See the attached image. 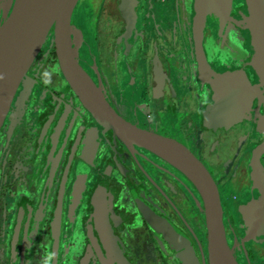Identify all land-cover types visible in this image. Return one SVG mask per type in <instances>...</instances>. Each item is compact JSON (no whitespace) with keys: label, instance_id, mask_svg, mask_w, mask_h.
<instances>
[{"label":"flooded vegetation","instance_id":"1","mask_svg":"<svg viewBox=\"0 0 264 264\" xmlns=\"http://www.w3.org/2000/svg\"><path fill=\"white\" fill-rule=\"evenodd\" d=\"M122 1L77 2L78 64L127 125L197 159L217 188L234 260L264 264V84L248 0L200 21L196 0H132L133 21ZM237 73L256 89L252 106L234 124H213L215 76ZM201 137L202 160L184 144ZM204 214L183 171L84 106L50 32L0 126V264H208Z\"/></svg>","mask_w":264,"mask_h":264},{"label":"water","instance_id":"2","mask_svg":"<svg viewBox=\"0 0 264 264\" xmlns=\"http://www.w3.org/2000/svg\"><path fill=\"white\" fill-rule=\"evenodd\" d=\"M78 1L0 0V126L20 81L51 32L60 70L93 116L113 125L121 134L142 147L175 159L178 165L174 166L183 171L198 189L204 205L208 264H237L226 242L218 191L206 169L176 142L138 130L122 121L78 64L70 39L74 31L70 19ZM226 1L227 4L220 5L210 4V0H196L195 19L200 21V17L212 9L215 14L226 16L231 0ZM131 4L132 0L122 1V5L130 9L125 18L133 21L135 17ZM248 7L252 43L261 58L257 63L260 62L258 71L264 84V0H248ZM214 82L218 99L207 109L205 117L213 124L224 126L241 120L252 106L256 89L241 73L215 76ZM158 85H162V80H159ZM257 125L264 134V115L257 120ZM260 149L264 153V143ZM99 230L103 233L100 226Z\"/></svg>","mask_w":264,"mask_h":264},{"label":"rangeland","instance_id":"3","mask_svg":"<svg viewBox=\"0 0 264 264\" xmlns=\"http://www.w3.org/2000/svg\"><path fill=\"white\" fill-rule=\"evenodd\" d=\"M91 6V5H90ZM80 24L82 25V21L80 20ZM80 28L82 29L83 27H81L80 26ZM84 29V28H83ZM77 34H79V32H78V30L74 33V35H76L77 36ZM74 42V41H73ZM212 43H213V45H215V40H214V38H213V40H212ZM73 49H74V52H75V54H76V58H77V55H78V52H77V49L75 48V44H74V47H73ZM140 116H141V118L142 119H144V114H140ZM142 124L143 125H145V127L146 128H149L150 129V125L149 124H147L146 123V121H144V120H142ZM168 132H170V131H168ZM201 139H202V137L201 138H199L198 139V141H184V144H185V146L188 148V149H190L191 151H192V153L193 154H195V156L198 158V159H200V160H202L201 158H202V153L200 152L201 151V148H200V146L201 145H198V143L201 141ZM204 165L206 166V167H208V164L205 162L204 163Z\"/></svg>","mask_w":264,"mask_h":264},{"label":"bare ground","instance_id":"4","mask_svg":"<svg viewBox=\"0 0 264 264\" xmlns=\"http://www.w3.org/2000/svg\"><path fill=\"white\" fill-rule=\"evenodd\" d=\"M164 155V158L167 160V161H169L171 164H173V165H178L177 163H176V160L175 159H173V158H171L170 156H168V155H165V154H163ZM227 237V236H226Z\"/></svg>","mask_w":264,"mask_h":264}]
</instances>
